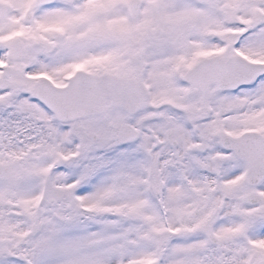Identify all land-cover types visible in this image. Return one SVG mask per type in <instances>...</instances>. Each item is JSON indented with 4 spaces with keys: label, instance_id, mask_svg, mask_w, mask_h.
<instances>
[{
    "label": "snow or ice",
    "instance_id": "obj_1",
    "mask_svg": "<svg viewBox=\"0 0 264 264\" xmlns=\"http://www.w3.org/2000/svg\"><path fill=\"white\" fill-rule=\"evenodd\" d=\"M0 264H264V0H0Z\"/></svg>",
    "mask_w": 264,
    "mask_h": 264
}]
</instances>
